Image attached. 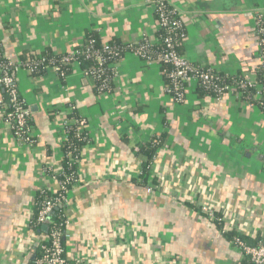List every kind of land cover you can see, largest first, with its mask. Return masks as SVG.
<instances>
[{
    "label": "crops",
    "instance_id": "crops-1",
    "mask_svg": "<svg viewBox=\"0 0 264 264\" xmlns=\"http://www.w3.org/2000/svg\"><path fill=\"white\" fill-rule=\"evenodd\" d=\"M166 1L185 30L181 55L221 74L255 79L254 18L264 14V0ZM89 33L100 43L155 41L153 6L144 0H0V46L10 61L68 53ZM112 65L108 92H96L79 65L63 76L51 67L37 76L15 70L34 141L15 138L0 108V264H29L47 233L28 219L37 192L58 189L74 111L85 119L86 139L65 210L67 257L82 264H240L245 256L199 209L216 208L221 225L248 244L264 241L263 112L238 90L216 100L192 82L185 100L175 102L163 91L160 66L131 51ZM151 140L160 141L149 166L158 188L146 193L136 151Z\"/></svg>",
    "mask_w": 264,
    "mask_h": 264
},
{
    "label": "built area",
    "instance_id": "built-area-1",
    "mask_svg": "<svg viewBox=\"0 0 264 264\" xmlns=\"http://www.w3.org/2000/svg\"><path fill=\"white\" fill-rule=\"evenodd\" d=\"M146 4L152 5L155 14L157 26V38L155 41H149L145 38L127 43L124 45V53L131 51L145 64H157L161 68V74L165 75L163 91L173 101L181 103L185 100V89L189 82L197 87H202L212 93L213 99L219 100L223 94L230 88V85L222 83L223 78L229 75H220L210 67L197 66L191 63L187 58L181 55L177 47L185 36V30L181 19L175 8L166 0H144ZM254 31L258 40L259 47V67L264 69V14L257 12L254 18ZM121 49L105 42L101 47H96L92 41H89L82 50H72L68 53L60 54L56 61L43 54H38L36 58L27 57L24 61L16 62L8 60L1 53L0 46V88L3 97L0 100V108L3 113L4 121L12 128L15 138L26 144H31L34 138L31 134L30 111L25 104L24 99L20 96L18 86L15 80V70L23 68L30 74L36 73L40 68L51 67L60 76H63L61 64L80 65L79 55L85 59L91 60L92 65L81 68L84 77L91 78L94 82L96 92H108L110 89L111 79L116 68L113 67L115 62L122 58ZM239 92L254 89V98H258L259 103L264 106V81L255 79L234 80ZM248 102V101H247ZM250 105L255 106L252 102ZM74 107L72 106L71 109ZM73 113V112H72ZM71 123L67 124V133L64 141L65 146L62 149V156L68 158L71 165L75 148L69 139L68 133L74 125L84 126L85 119L82 117L71 116ZM85 135L81 140L85 141ZM159 144V140H154ZM154 156L152 157L153 160ZM57 178L58 192L53 198L43 199L38 208L35 217V224L43 225L47 223V233L37 242V251L29 264H82L79 258L67 257L65 252V243L69 238V232L66 229L65 214L59 224H52L49 219V213L56 204L68 203V185H75L76 172L65 170L61 167L58 170ZM150 175V171H149ZM149 177V183L145 187L146 193L157 190L158 185ZM140 180V179H139ZM44 191V190H41ZM202 217L215 224V221L222 224L223 217L217 213L216 208L201 206L199 209ZM65 213V212H64ZM29 215L28 223L31 222ZM222 226V231H227ZM221 232V231H220ZM231 244L239 249L241 254L249 259L250 264H264V244H248L239 236H233L229 240Z\"/></svg>",
    "mask_w": 264,
    "mask_h": 264
},
{
    "label": "trees",
    "instance_id": "trees-1",
    "mask_svg": "<svg viewBox=\"0 0 264 264\" xmlns=\"http://www.w3.org/2000/svg\"><path fill=\"white\" fill-rule=\"evenodd\" d=\"M89 41H92L96 47H101L103 44V43H100V41L97 39V37L95 35L89 33L85 37L83 45L80 46L79 48H77L76 50H82L84 48V46L89 43ZM108 43L118 47L119 49H121L120 53L122 55L124 54V48L123 47L125 44H121V43H117V42H108ZM177 50H178V47H177ZM1 53L3 54L2 51H1ZM41 54H43L47 57H50L56 61L60 57L59 54H54V53H51L48 51L42 52ZM37 56H38V54L33 53V54H30V56H28V57L36 58ZM26 58L21 59V60L24 61ZM77 59L80 63L79 66L81 68L82 67L85 68V67H88V66L93 64L91 60L85 59L83 57V55H79V57ZM45 69L46 68H40L36 73H33L31 75H36V76L40 75L44 72ZM60 69L63 70V73L65 75L70 70V65L69 64H61ZM217 73H219V72H217ZM219 74L223 75L221 73H219ZM162 77H163V80L166 82L165 75H162ZM240 79H244V78L240 75H229L227 78H223L221 81L224 84L230 85L229 89L233 88V89L237 90L236 83L234 80H240ZM255 80H257V82L262 81V80L264 81V69H262L261 67H258ZM196 88L201 93L207 94L209 96L212 95L211 92H209L208 90H206L202 87L196 86ZM254 92H255L254 89H248L247 91H242L241 93L247 99L248 102H252L264 114V106L259 103V101H258L259 99L257 97L256 98L253 97ZM71 116L78 117V115L75 111L72 113ZM84 133H85L84 126H77V125L74 126L73 125L70 128L68 136H69V139L71 140V143L73 144V147L75 148V151L72 155V156H74V158H73V161L71 162V165L68 162V158H66L65 156L62 157L61 166L65 170H68V171L71 170V171L76 172V164H77V161L79 158L80 150H81V147L84 145V142H85V141L81 140V136L84 135ZM158 139L160 140L161 138L159 137ZM65 143H66L65 141L62 142V149L64 148ZM157 148H158V145L155 144L154 140H151L147 143L140 144L137 151H136V155L141 160L140 161L141 162V169H140V174H139V179H140L139 184H141L144 187H146L149 183L148 182L149 181L148 180L149 179V166H150V163L152 161V157L155 156ZM58 177L61 178L60 176H58ZM68 188H70V190H71L72 185H68ZM57 192H58V190H56L54 192L48 191V190H44V191L39 190L37 192V195L35 197L34 207H33L32 213H31L32 214L31 219H30L31 222L29 224L31 228L35 229V231L38 232V230H40V227H41V225L35 224V217H36V214L38 212L40 202L43 199L53 198L54 196H56ZM66 206H67L66 203H61V204H56L52 208L51 212L49 213V219H50L52 224H59L63 220V214H65L64 212L66 210ZM215 225L219 228V231H221L220 232L221 235L226 236L228 240H231L233 236H239L240 238H242V236L239 235V233H236L232 230L222 231V225L220 223H218L217 221H215ZM263 242L258 241L255 244H258V243L264 244ZM35 253H38L37 247H36ZM240 264H250L249 259L247 257H244L241 260Z\"/></svg>",
    "mask_w": 264,
    "mask_h": 264
},
{
    "label": "water",
    "instance_id": "water-1",
    "mask_svg": "<svg viewBox=\"0 0 264 264\" xmlns=\"http://www.w3.org/2000/svg\"><path fill=\"white\" fill-rule=\"evenodd\" d=\"M47 227H48L47 223H44L43 225H41V229L44 230V231L47 230ZM36 247H37V244H36L35 248ZM33 250H35V249H33ZM33 257H34V255H33Z\"/></svg>",
    "mask_w": 264,
    "mask_h": 264
}]
</instances>
